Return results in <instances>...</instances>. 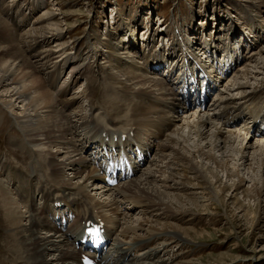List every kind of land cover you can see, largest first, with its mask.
Here are the masks:
<instances>
[{"label":"bare ground","instance_id":"6f19581e","mask_svg":"<svg viewBox=\"0 0 264 264\" xmlns=\"http://www.w3.org/2000/svg\"><path fill=\"white\" fill-rule=\"evenodd\" d=\"M39 1H36V6ZM0 4H5V1L1 0ZM39 4V8L44 6L41 2ZM2 8L6 9L5 6ZM48 16L49 12L46 9L40 16L41 27L28 33V37L30 36L36 44L38 42L46 44L44 46L46 48L43 50L38 46L34 49V52H37L39 49L41 50H39L40 52H38L37 56H31L32 52L30 51L29 55L26 54L23 48L27 45V42H12L15 35L9 29L8 22L6 23L4 18L0 16V39H2V43L0 44V104L3 108L9 109V111L14 112L17 110L19 112L17 115H14V122L23 132V136L19 137L21 141L19 148L26 155L22 162L18 161L19 164H14V166L0 161V165H5L6 167L4 171L0 170V176L3 177L5 175L10 180L8 188L0 186V212H2V219L6 227L4 229H7L6 233L2 235V239L4 238L7 241L5 244L6 250L0 249L1 255H6L7 258L5 260L0 259V264H82L81 255L83 250L82 248H78L75 243L78 240L77 236L83 233V229H80L73 239L68 233H64L55 223V206L63 202H66L69 208L82 218L85 225L88 222L103 221L105 227L109 228L110 226L122 237L123 242L116 241L115 244H112L106 255L102 257V263L99 262L98 264H167L165 260L155 261L160 254V249L158 248L143 254L140 258L134 256L133 252L138 247H136L135 242L131 241L143 242V246H147L145 242L149 241V239L145 238V236L143 237L140 232L146 233V236L150 235L151 238L161 237L165 238L166 241H173L174 239L175 243L184 242L183 238L179 237V235L171 234L170 231H160L152 226L151 221L148 219L141 221L138 226H134L135 224L132 223L130 213L140 212L138 207H144L146 216L148 211L159 207L163 208L167 213H176L174 211L175 207H177L175 204H182L183 197L181 195L175 196L176 203L173 204V201L170 203L165 201V198L168 199V195L164 193L160 194L156 192L154 195L150 194L149 190L152 191L154 188L149 175L144 180L141 178L138 181L139 184L136 183V186L134 185L133 188H130L132 185H121L122 187L119 186L111 189L105 184L104 176L101 173V165L97 166L95 161L91 160L90 164L85 162L83 170L80 173H75L72 177L65 175V170L69 171V164L68 167H60L61 170L59 171L55 170V177L52 175L53 172L48 168V165L51 169L54 168L47 160L54 156L50 155L52 146L47 143L61 142L62 139L68 136H72V140L77 137L74 136L77 132H75V126L72 125L73 120L70 121V116L69 118L66 117V127L59 126L58 120L60 119L56 116L59 113V107L63 109L64 107L68 108V106L74 110L76 109L73 118H77L80 115L81 110L78 108L80 98L77 96L70 99L66 98L68 89L72 84H78L79 87H84L83 85H85V90L92 92V88L89 86L92 80L97 77V73L92 72L88 67H82L74 71L70 84L66 88L58 89L63 74L79 56H73L71 53L65 56L67 46H65L63 30L58 23L52 22L53 15ZM23 20L27 21L28 17L24 15ZM14 30L17 29L14 27ZM117 34L110 33L106 42L101 41L97 35H88L87 38L89 44L87 48L90 49L89 52L94 53L92 59H95L100 54L92 48L93 45L89 43L91 39H95L99 43L98 45L105 48L107 52H103V55L108 53L109 56L106 57V66L102 67V73H105L102 75L105 83L102 88L105 91L107 90L108 101L113 100L112 102L115 107L113 108L108 101V106H104L102 103L98 104L101 107L99 108L106 114L108 124L110 123L114 127L118 125L127 127L128 133L134 131L136 134L142 132L146 134L148 137V142L146 143L148 144H139V146H143L142 148L146 153L153 151L154 146L152 144L156 141L163 143L161 144V148L163 149L165 145L168 147L171 142L174 143L172 151L176 150L180 152L178 149H185L189 155L182 156L181 161H179L181 162L179 165L182 167L181 170L184 178H189L187 174L191 170L195 179H201L208 184V187L212 190V198L219 197V194L215 190L222 183L220 171L228 179H236L232 186L235 193L242 190L243 185L247 183V179L243 176L240 168L243 167L244 169L247 163L254 160L253 158L248 159V151L250 149L257 155L260 168L264 170V139H262V144H258V147H254L253 144L255 138H264V107H259L262 97H259L257 89L251 88L250 82L254 80L255 76L250 73V67L244 64L245 57H239L240 54L236 51L234 54L226 42L222 46L223 52L226 54L225 67L229 65L230 67L243 69L242 66L243 64L245 65L244 71H242L246 81L244 83L237 81L229 86L230 89L236 88L234 90H241L243 93H247L244 98L249 100L253 109L245 111L243 107L238 106L234 97L223 95H220L218 99L211 100L204 106H198L196 94L190 95L187 98H184V95L181 94L177 84L178 77L172 76L170 79H167L163 75L159 77V74H155L156 72L151 73L150 70L157 71L164 64L162 58L153 60L144 58L142 59L143 63L136 61L138 57L133 53H135L138 44L133 41L135 39L130 40L129 45L131 46L126 47L122 41L116 43ZM56 43L57 47L53 49L52 44L56 45ZM31 46L29 44V47ZM188 48L190 47L186 44L182 50L184 51ZM207 51L204 54L208 55V59L210 60L199 58L195 53L189 54L188 51H184L183 58L179 61V65L181 63L182 66L179 71L183 73L182 80H184L185 86L189 87L190 94H192V88L195 89L198 86L200 74L213 75L214 70H216V61L212 53L214 50L209 48ZM251 51L254 52V57L264 58V50L258 51L257 47L253 45ZM228 57L233 59V62H229L231 59ZM33 59L35 61H32ZM211 60H213V63H210ZM248 62L251 63V61ZM197 63L199 69H201L198 71L199 73L196 69L198 67ZM254 64L256 66L254 67L255 69L264 70L263 62L257 63L255 61ZM126 65L130 68L126 67ZM101 66L98 65V68ZM233 70L231 68L230 72ZM237 74L238 71H236L234 79L237 78ZM110 79L114 84L110 83ZM210 80H208L209 83ZM263 103L264 101L261 105ZM90 105L94 106L91 101ZM191 108H195V110L190 114H186V110ZM119 109L121 114L119 120L121 122H118L116 118ZM182 111L183 113H181ZM221 117L231 127L238 126L241 121L244 124L252 125L251 129L253 132L250 129V132L248 131L245 134L243 131L246 130H243V128V131H226V126L223 122H220L223 125L218 129L215 123L223 121ZM95 119L94 126L96 130L95 128L93 129L94 132L91 138L97 139L95 141L101 147L100 145L105 143L100 139L98 134L100 131L103 132L107 129L98 118ZM192 119L194 120L192 121ZM122 122H124L123 125ZM6 123H9V119H7L5 109H3L0 110V129L4 130L6 126L1 127V125ZM247 125L244 126V129H249ZM210 126L212 129H217L214 136L210 134L211 132H208ZM122 131L124 132L120 130H108L111 136L107 135V137L115 138L113 134H121L119 137L123 138L122 136L126 133L125 129H122ZM56 133H58V136H54ZM251 133L253 135L249 137ZM26 136L38 144V146L36 145L37 149L26 147L24 144L25 140H29ZM53 138L55 141H51ZM43 142H46V144ZM68 142L66 144L69 145ZM79 142L81 141L79 140ZM139 142L141 143V141ZM83 143L81 142L83 150L80 148L82 151L88 150L93 145H89L88 143H84L83 145ZM70 144V146H74V144L79 143L76 140V142L70 141ZM113 146H115V142H112ZM130 146L128 147L130 148ZM225 149L227 150L225 151ZM47 151L50 154L46 155L44 161L45 163L48 161V164L36 160L32 163L30 162V167H27L24 163L26 157L31 159L35 157L37 152L46 154ZM7 152L8 157H13L15 160L23 158V156L14 154L11 149ZM229 153H232L231 155L233 156L229 155ZM6 161H8L7 158ZM195 161H200V164H195ZM209 164L212 165L209 166ZM230 164L235 167L232 169ZM209 178L212 179L213 183ZM58 181L60 183L64 181V186L59 184ZM255 188L258 195L262 196L264 194V188H257V186ZM129 189L136 193L129 192ZM178 189L177 191H179ZM183 190L185 189L183 188ZM53 192H58V197H55ZM132 194L135 195L131 196ZM12 195L18 197L17 202ZM95 197L101 198L104 201H97ZM106 198L109 199L108 202ZM156 199L162 202V204L158 206ZM190 200L187 199L188 202L196 207L201 205L203 207L205 206L204 203L207 202L204 197L202 199L195 197L194 200ZM38 201H40L39 204ZM126 212L127 214H125ZM184 213H188V211ZM132 218L134 217L132 216ZM108 237H111L110 233H108ZM168 245L167 243L166 248ZM111 256H113L112 259H110ZM7 260L11 261L7 262ZM107 260H109L108 263H103V261Z\"/></svg>","mask_w":264,"mask_h":264},{"label":"rangeland","instance_id":"374dc122","mask_svg":"<svg viewBox=\"0 0 264 264\" xmlns=\"http://www.w3.org/2000/svg\"><path fill=\"white\" fill-rule=\"evenodd\" d=\"M4 1L5 4H0V16L4 18L6 23L8 22L9 29H11L12 33L15 35L13 36V40L15 41L12 40V42H27L24 48L21 46L26 51L27 55L32 52L31 56H37L38 52L46 48L44 47L46 44L42 42L36 44L30 36L28 37V33L41 27L40 23L42 22L40 16L42 12L47 9L49 16L53 15L52 22L58 23L63 30L65 46H67L65 56H68L69 53L73 56H79L63 74L58 89L66 88L70 84L72 75L77 69L88 67L89 70L97 73V77L92 80L89 86L92 88V92L86 91L85 85H83L84 87H79L78 84H72L73 86L71 85L68 89L69 91H67L66 98L70 99L74 96L80 98L78 108L81 111L77 118H73L76 109L74 110L69 106L63 109H61V107L58 108L59 113H57L56 116L60 119L58 120L59 126L66 127V117L69 118L70 116V121L73 120L72 125L75 126V132H77V135L75 134L74 136L77 137L72 140V136H68L62 139L61 142L47 143L52 146V150L50 151L51 154L48 151L46 154L37 152L34 158L30 159L26 157L24 163L27 167H30V164L36 160H40L42 163L44 162V164H48L49 161L54 167L51 169L48 165V168L53 172H51L53 176L56 173L55 170L59 171L61 168L68 167V164L70 165L69 171L65 170V175H67V177H72L78 172L80 173L83 170L82 168L85 167V162L90 164V160L94 161L91 159V153L97 147L95 146L97 143L95 140L97 139H93L91 136H93V129L95 128V118H98L107 129L104 133L102 132V134L101 131L99 132L98 136L100 139H106V132H108V130H120L124 132L122 129H125V133L128 135L127 127L121 125H118L119 127H114L110 123L108 124L106 114L98 105L102 103V105L108 106L107 104L109 102L113 108L115 107L112 102L113 100L108 101L109 96L107 90L105 91L102 88L105 84L102 79V75L105 74L102 73V67L106 66V57L109 56L108 53L103 55V52H107L105 48L98 45L99 43L95 39H91L89 43L93 45L92 48L100 54L95 59H92L94 53L89 52L90 49L87 48V45H89L87 39L88 35H97L101 41L106 42L110 33H118L116 43L122 41L126 47L131 46L129 45L130 40L135 39L133 41L138 44L135 53H133L138 57L137 59L134 58L136 61L143 63L142 59L144 58L148 60L162 58L164 60V64L161 65V71L150 70L151 73L156 72L155 74H159V77L165 73L167 75V71L170 70L169 68L171 65L174 66L173 70L179 71L182 68L181 63L179 65V61L182 60L183 54L185 53L184 51H188L189 54L195 53L199 58L208 60V55L206 56L204 52H208L207 50L209 48L215 51L216 48L224 46L226 42L231 47L234 54L237 52L240 54L239 57H245L244 64L250 67V73L255 76L254 80L251 81L252 83L250 82L251 88L257 89L256 91H258L259 97H262L261 104L264 101V70L254 68L256 67L254 66L255 61L257 63H264V58L260 59L258 56L254 57V52L251 51L253 45L257 47L258 51L264 50V0H40L37 2V6L35 4L37 0H34L35 2L33 0ZM40 2L44 4L41 8H39ZM4 6L6 9L2 8ZM4 11H8L7 14ZM24 15L28 17L27 21L23 20ZM251 17L253 18L251 19ZM14 27L18 31L14 30ZM1 43L2 39H0V44ZM29 44L32 46L29 47ZM186 44L189 45L190 48L183 51V46ZM37 46L41 47V50L39 49L40 51L34 52ZM56 47L57 43L56 45L52 44L53 49H56ZM32 61H35V59ZM248 61H251V63ZM229 62H233V59L229 60ZM244 64L242 66L243 69L245 66ZM98 65L102 66L98 68ZM126 67L130 68L127 65ZM167 67L169 70L166 69ZM243 69H239L238 67L234 70L231 74V79L221 84L222 87L220 88L219 94L214 99H218L220 95L234 97L238 106L248 111L252 110L253 106L249 103L248 99L244 98L247 93H243L241 90H234L236 88L230 89V86L234 82L238 81L244 83L246 81L243 77ZM236 71H238V74L237 78L234 79ZM110 83H113L111 79ZM88 100H90L94 106H91ZM261 104L259 107L262 106ZM3 109H5L9 123L2 124L1 127H6L4 130L0 129V161L14 166V164H19L18 161L22 162L26 156L25 152L22 153L19 148L21 145L19 137L23 136V132L14 122V115H17L19 112L17 110L14 112L9 111V109L3 108L0 104V110ZM194 110L195 108L188 109L186 110V114H190ZM181 113H183V111ZM120 117L121 114L119 109L116 114L118 122H121L119 120ZM193 120L194 119H192V121ZM221 120H223L222 117ZM220 122L224 123L226 131H239L243 128V130H246H242L245 134L248 131L250 132L252 126L244 124V122L241 121L238 126L231 127V125L223 120L215 123L218 129L223 125V123L221 124ZM123 124L124 122H122V125ZM246 125L249 129H244ZM216 130L217 129H212L211 126L208 128V132H211L210 134L213 136ZM251 132H253L252 129ZM118 134L120 133L118 132ZM131 134L135 136L131 137L129 143L148 144L146 143L148 142V137L146 134H143V132L140 134L131 132L130 135ZM55 135L58 136V133L54 134V136ZM252 135L251 133L249 137ZM26 138L29 139L28 141L25 140V143L23 142L26 147L37 149L38 144L31 141V138L27 136ZM262 139L264 138H255L253 140L254 147H258V144H262ZM76 140L79 144L70 146V141L76 142ZM79 140L85 144L88 143L92 145L93 143L94 145L89 147L88 150L82 151V144ZM51 141H55V139L53 138ZM139 141H141V143ZM67 142L69 145L66 144ZM43 143L46 144V142ZM172 143L173 142L169 143L168 147L165 145L164 149L161 148V144L163 143L159 141H156L154 143L155 145L152 144L154 146L153 152L150 154L146 165L137 173L132 181L123 185H132L130 188H133L141 178L144 180L148 177L147 175H149L154 188L152 191L149 190L150 194L154 195L156 192L160 194L164 193L168 195V199L165 198V201L169 203L173 201V204L176 203L175 196L181 195L183 197L182 204H175V206H177L174 210L176 213H167L163 208L159 207L152 211H148L146 216L144 207H138L140 212H132L130 213V217L132 223L135 224L134 226H138L141 221L148 219L155 228L160 231H170L173 235H179V237L183 238L184 242L175 243L174 239L173 241H166L165 238L161 237L151 238L150 235L146 236V233L140 232L142 236H145L149 241L145 242L147 246H143V242L130 240L131 242H135V245L138 247L133 252V255L140 258L143 254L158 248L160 249V254L155 261L165 260L167 264H264V194L262 196L258 195L255 188L256 186L257 188H264V170L260 168L259 161H257L258 158L256 157L257 155L254 151L252 149L248 151V159L253 158V162L247 163L244 169L243 167L240 168L243 176L247 179V183L243 185L242 190L235 193L232 186L236 179H228L225 174L220 171L222 183L217 186L215 190V192L219 194V197L212 198V190L208 187V184L201 179H195L191 170L188 171L189 174H187L189 178H184L181 170L182 167L179 165L181 162L179 161H181L182 156H188L189 153H187L185 149H178L180 152L176 150H174L175 152L172 151V146L174 145V143ZM125 144H127V142ZM80 148L82 150H80ZM10 149L14 154L23 156V158L15 160L13 157H8L7 151ZM226 150L227 149H225V151ZM47 154L54 157L48 158V161L45 163L44 160ZM231 154L232 153H229V155ZM98 155L99 154L96 152L97 157ZM6 158L8 161H6ZM194 163L200 164V161H195ZM210 165L212 164H209V166ZM230 165L232 169L235 167L232 164ZM5 168V165H0V170L4 171ZM209 179L213 183L212 179ZM9 183L10 180L6 178L5 175H3V177L0 176V186L8 188ZM63 183L64 181L61 183L59 182V184L64 186ZM178 188L182 190L180 191ZM183 188L185 190H183ZM177 189L179 191H177ZM129 192L136 193L131 189H129ZM53 194L57 196L59 193L53 192ZM133 195L135 194L131 196ZM12 197H14L17 202L18 197L14 195H12ZM195 197L199 199L204 197L205 201H207L204 203L205 206L202 207L201 205L196 207L187 201V199H191L190 201H192ZM95 199L100 202L104 201L101 198L95 197ZM106 201L108 202L109 199ZM156 201L158 206L162 204L158 199H156ZM38 203H40V201H38ZM185 211H188V213L183 214ZM1 213L2 212H0V249L6 250L5 244L7 241L4 238L2 239V235L6 233L7 229H4L6 227L4 226ZM125 214H127V212ZM132 216L134 218H132ZM79 219V217L76 218L73 225L67 228L69 234H72V229L80 225L81 221H79ZM2 223L3 225L1 226ZM117 238V242H123L119 234H117ZM114 239H116V236H114ZM167 243L169 245L166 248ZM5 258H7V256L1 255L0 253V259L5 260ZM9 261L11 260H7V262Z\"/></svg>","mask_w":264,"mask_h":264}]
</instances>
